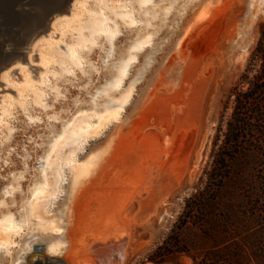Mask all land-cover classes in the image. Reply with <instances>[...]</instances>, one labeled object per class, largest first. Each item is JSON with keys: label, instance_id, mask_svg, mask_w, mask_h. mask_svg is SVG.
<instances>
[{"label": "rangeland", "instance_id": "rangeland-1", "mask_svg": "<svg viewBox=\"0 0 264 264\" xmlns=\"http://www.w3.org/2000/svg\"><path fill=\"white\" fill-rule=\"evenodd\" d=\"M93 25L104 33L90 38ZM263 25L264 0H74L0 76V247L11 248L0 264H27L30 242L61 246L43 263L202 264L187 203ZM106 33L119 36L112 47ZM169 237L184 252L152 261Z\"/></svg>", "mask_w": 264, "mask_h": 264}, {"label": "trees", "instance_id": "trees-1", "mask_svg": "<svg viewBox=\"0 0 264 264\" xmlns=\"http://www.w3.org/2000/svg\"><path fill=\"white\" fill-rule=\"evenodd\" d=\"M232 98L226 131L204 189L187 203V219L201 231L202 264H264V25ZM183 252L169 237L151 259L163 263Z\"/></svg>", "mask_w": 264, "mask_h": 264}, {"label": "water", "instance_id": "water-1", "mask_svg": "<svg viewBox=\"0 0 264 264\" xmlns=\"http://www.w3.org/2000/svg\"><path fill=\"white\" fill-rule=\"evenodd\" d=\"M73 1L0 0V76L16 60H26L33 42L50 30L57 17L68 13ZM30 69L36 68L30 66ZM193 140L194 134H190L184 162Z\"/></svg>", "mask_w": 264, "mask_h": 264}, {"label": "bare ground", "instance_id": "bare-ground-1", "mask_svg": "<svg viewBox=\"0 0 264 264\" xmlns=\"http://www.w3.org/2000/svg\"><path fill=\"white\" fill-rule=\"evenodd\" d=\"M141 1V0H140ZM119 17V16H118ZM216 15L214 16V18H213V20L210 22V23H212L213 21H214V19H216ZM221 20V19H220ZM220 20H218V22H214L213 24V26L211 27V29L209 30V32L207 33V34H205V36L201 39V40H203L204 42H206V40H209V39H214L213 37H215V35H216V33L218 32V29H219V27H221L220 26ZM106 25V24H105ZM105 27V26H104ZM104 27H103V25L102 26H97V25H93V27H91L90 28V38L92 37L93 38V36L94 35H96L97 33H100V32H102V33H104L103 31H104ZM116 34H114V35H112L111 33H106V35H105V39L107 40V42L110 44V47H112V43L114 42V40H115V38H116ZM216 38V37H215ZM94 41V40H93ZM211 41V40H210ZM213 41V40H212ZM207 43V42H206ZM208 44V43H207ZM64 47V46H63ZM194 48H195V45L193 46ZM141 49V48H140ZM210 49V48H209ZM139 49H133L131 52L132 53H134V52H137ZM198 51H199V49H197ZM198 51L196 52V53H198ZM140 52V51H139ZM138 52V53H139ZM111 56V55H110ZM109 56V57H110ZM198 58V57H197ZM30 68V67H29ZM35 70H37V68L35 69ZM123 72H125V70L123 71ZM125 75H126V72L124 73ZM125 75H123V76H125ZM119 108L117 107V108H113V109H105L104 110V112L103 113H101V116H102V121L103 122H105L106 120V118L110 115V114H113L115 111H117ZM118 114V113H117ZM105 116H107L106 118H105ZM101 120L100 121H98V125L99 124H101ZM74 135V134H73ZM80 136H81V134H79L77 137L75 136V138H80ZM60 141V140H59ZM120 144L118 145V150L119 151H122V150H124L125 148H127V146L129 145V144H131V142H129L128 140H126V139H124V140H122V141H120L119 142ZM108 145V144H107ZM86 147V144L85 145H82L81 146V150L82 149H84ZM105 147H103V148H101V149H98L96 152H94L87 160H85V162L88 164L90 161H92V159H93V157L97 154V153H99V152H101L103 149H104ZM91 168H86V169H80L79 171H78V175H80V176H82L83 174H89L90 172H91ZM12 229V228H11ZM10 231V230H9ZM13 232V231H12ZM11 235V234H10ZM12 237H10L9 236V232L5 235L4 234V236L2 237V240H9V239H11ZM15 240H17L16 238H15ZM14 240V241H15ZM13 241V242H14ZM58 242V241H57ZM61 243V242H60ZM54 243H52V244H49V245H46V244H43V245H39V244H37V243H28V244H26V246H25V248H24V250L22 251V253L20 254V255H25L26 256V259H27V264H39V263H43V262H41V260H44L45 258H49V260H52V261H54V260H56V259H58V258H60V257H55V256H60V252H61V246H60V248L58 247V246H55V245H53ZM58 244V243H57ZM2 245V244H1ZM5 245V244H4ZM7 245H5L4 247H0V252H1V250L3 249V248H5ZM7 248V247H6ZM66 248V247H65ZM3 251V250H2ZM7 252H8V249H7ZM5 254H6V252H5ZM46 255H50V257H47ZM20 258H21V256H19L18 257V262L16 263V264H20ZM63 260H64V258H63ZM56 262V261H55ZM60 262V261H59ZM87 263V262H86ZM62 264H71V263H69V262H65V261H63L62 262ZM76 264H83V263H77L76 262Z\"/></svg>", "mask_w": 264, "mask_h": 264}, {"label": "flooded vegetation", "instance_id": "flooded-vegetation-1", "mask_svg": "<svg viewBox=\"0 0 264 264\" xmlns=\"http://www.w3.org/2000/svg\"><path fill=\"white\" fill-rule=\"evenodd\" d=\"M170 18V17H169ZM126 29H128V30H130V29H132V28H126ZM119 38V36L117 37L116 36V38H115V40H114V42L117 40ZM107 42V41H106ZM114 42H113V44H114ZM108 43V42H107ZM110 55H108V57H109ZM110 58V57H109ZM16 71H14V73H15ZM37 230V235H43V234H45V232L42 230V229H36ZM7 247V248H6ZM5 248H3L2 250H1V252H0V254L1 253H5V252H7V249H8V251L11 249V248H9L8 246H6Z\"/></svg>", "mask_w": 264, "mask_h": 264}]
</instances>
